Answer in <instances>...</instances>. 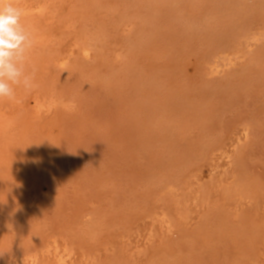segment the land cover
Masks as SVG:
<instances>
[{
	"label": "rangeland",
	"instance_id": "374dc122",
	"mask_svg": "<svg viewBox=\"0 0 264 264\" xmlns=\"http://www.w3.org/2000/svg\"><path fill=\"white\" fill-rule=\"evenodd\" d=\"M9 4L0 264H264V0Z\"/></svg>",
	"mask_w": 264,
	"mask_h": 264
},
{
	"label": "clouds",
	"instance_id": "9594fccd",
	"mask_svg": "<svg viewBox=\"0 0 264 264\" xmlns=\"http://www.w3.org/2000/svg\"><path fill=\"white\" fill-rule=\"evenodd\" d=\"M21 11L11 4L0 7V99H13L14 86L33 87L23 61L30 41L20 25Z\"/></svg>",
	"mask_w": 264,
	"mask_h": 264
},
{
	"label": "bare ground",
	"instance_id": "6f19581e",
	"mask_svg": "<svg viewBox=\"0 0 264 264\" xmlns=\"http://www.w3.org/2000/svg\"><path fill=\"white\" fill-rule=\"evenodd\" d=\"M246 35H247V34H246ZM246 37H247V36H246ZM248 37H249V36H248ZM256 37H257V36H256ZM243 39L245 40L246 38H243ZM247 40H248V39H247ZM245 41H246V40H245ZM97 44H98V43H97ZM240 46H241V45H240ZM240 46H239V47H240ZM225 48H226V47H225ZM88 49H89V48H88ZM226 49H227V48H226ZM229 49H230V48H229ZM218 50H219V49H218ZM234 50H236V49L234 48ZM215 51H216V50H215ZM224 51H225V50H224ZM84 53H85L86 55H89V54H90V53H89V50H86ZM218 53H219V52H218ZM220 53H222V52H220ZM220 53H219V55H218V54L216 55L215 59L212 57L214 60L210 57L212 60H210V59H209V60H210L212 63H211V65L209 64V66H208V63H207V66H208V67H210V66H214V67H213L214 69H217V70H220V69H221V67L223 66L222 63H224V60H225V59H224V57H221V59H220ZM211 54H212V53H211ZM213 54H214V53H213ZM215 54H216V53H215ZM213 56H214V55H213ZM217 56H218V57H217ZM223 56H225V55L223 54ZM235 56H236V55H235ZM208 57H209V56H208ZM207 59H208V58H207ZM219 59H220V62H221V60L224 59L223 62H221L222 66H220ZM208 62H209V61H208ZM224 64H225V63H224ZM223 67H225V66H223ZM210 68H211V67H210ZM213 68H211V69H209V70H212ZM222 69H223V68H222ZM212 71H213V70H212ZM212 71H211V73H212ZM214 71H215V70H214ZM214 71H213V74H215V73L218 72V71H215V73H214ZM219 72H220V71H219ZM219 72H218V73H219ZM208 74H209V73H208ZM246 130L248 131L249 129H246ZM247 131H245V132H247ZM246 134H247V133H246ZM166 189H167V188H166Z\"/></svg>",
	"mask_w": 264,
	"mask_h": 264
}]
</instances>
